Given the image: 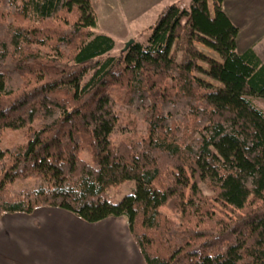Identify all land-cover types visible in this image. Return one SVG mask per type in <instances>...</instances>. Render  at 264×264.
<instances>
[{
  "label": "trees",
  "instance_id": "trees-1",
  "mask_svg": "<svg viewBox=\"0 0 264 264\" xmlns=\"http://www.w3.org/2000/svg\"><path fill=\"white\" fill-rule=\"evenodd\" d=\"M96 27L91 0H0V219L122 217L145 264H264V63L223 0L165 6L121 56Z\"/></svg>",
  "mask_w": 264,
  "mask_h": 264
},
{
  "label": "crops",
  "instance_id": "crops-1",
  "mask_svg": "<svg viewBox=\"0 0 264 264\" xmlns=\"http://www.w3.org/2000/svg\"><path fill=\"white\" fill-rule=\"evenodd\" d=\"M96 2L99 10L109 8L111 12H116L121 3L120 0ZM92 7L98 19V9L93 4ZM238 37L239 32L237 44ZM124 220L122 217H109L88 223L58 207H38L29 215L6 214L0 219L1 243H16V246L22 244L19 245L22 248L13 254L15 251L0 247V264H104L103 255L101 252L97 253L95 247L91 255L87 249L80 252L91 243L100 241L111 248L118 264H145ZM41 249H47V254H41ZM34 253L38 256L27 257Z\"/></svg>",
  "mask_w": 264,
  "mask_h": 264
},
{
  "label": "rangeland",
  "instance_id": "rangeland-1",
  "mask_svg": "<svg viewBox=\"0 0 264 264\" xmlns=\"http://www.w3.org/2000/svg\"><path fill=\"white\" fill-rule=\"evenodd\" d=\"M120 1L121 3L117 6V11L115 12L112 10L111 12L109 8L107 10L104 8L99 10L96 0H92L93 6H95L96 9H98V12L101 13H98L97 27L94 29V31L96 33L105 34L113 38L115 45L109 54L114 56L123 55L125 51V45L130 39L140 43H145L150 31L149 27L155 23L158 14L165 6L172 3H180L184 7H189L191 2V0ZM223 9L231 21L239 28V43L237 44L238 52L252 47L264 63V0H223ZM102 12H105V14H102ZM197 47L203 53L212 56L215 59H219V56L211 49L201 44H197ZM201 66L205 68L204 65ZM196 75L206 83L217 86L214 81L208 79L203 73L198 72ZM250 101L254 107L260 109L264 114V97L252 96L250 97ZM23 133L24 129H6L2 134L1 146L6 148L14 142H24L25 139ZM83 154L86 155L87 153L84 151ZM26 185L31 186V183L28 182ZM18 186H20V184L15 185V187ZM134 187L135 182L133 180H129L116 187L109 188L107 195L114 201H119L123 196L131 193ZM204 192L208 194L207 191ZM161 210L175 221L181 222L180 213L173 210L171 204L162 207ZM82 234H85V232H82ZM10 236H13V234ZM92 238L93 237H91V239ZM19 245L22 244H18V246H16V243L10 242L3 244L1 243L0 238V247H4L5 250L8 251H15L13 254L22 248V246ZM92 245L95 248L97 247V253L101 252L103 255L102 260H104V264H118L116 256L112 253L111 248H109L102 241H100V243L97 242L96 244L91 243L89 246H87V248H82L80 252L83 253L85 252L84 249H87L86 251L91 255L94 248ZM15 248L17 249L15 250ZM47 251V249H44V251L41 249L39 252L41 254H47ZM33 256L38 255L37 253H34L27 257L33 258Z\"/></svg>",
  "mask_w": 264,
  "mask_h": 264
},
{
  "label": "water",
  "instance_id": "water-1",
  "mask_svg": "<svg viewBox=\"0 0 264 264\" xmlns=\"http://www.w3.org/2000/svg\"><path fill=\"white\" fill-rule=\"evenodd\" d=\"M133 42H134V40H133V39H130V40L126 43V45H125V49H124V50H127V48H128Z\"/></svg>",
  "mask_w": 264,
  "mask_h": 264
},
{
  "label": "bare ground",
  "instance_id": "bare-ground-1",
  "mask_svg": "<svg viewBox=\"0 0 264 264\" xmlns=\"http://www.w3.org/2000/svg\"><path fill=\"white\" fill-rule=\"evenodd\" d=\"M102 234V233H101ZM85 235V234H84ZM82 236V235H81ZM102 236V235H101ZM91 238V237H90ZM99 238V237H98ZM87 240V239H86ZM100 243V242H99ZM100 245V244H99ZM104 245V244H103ZM93 246V245H92ZM94 247V246H93ZM104 247V246H103ZM97 248V247H96ZM100 249V248H99ZM101 250V249H100ZM97 251V250H96ZM105 251V250H104ZM107 252V251H106ZM104 253V252H103Z\"/></svg>",
  "mask_w": 264,
  "mask_h": 264
}]
</instances>
